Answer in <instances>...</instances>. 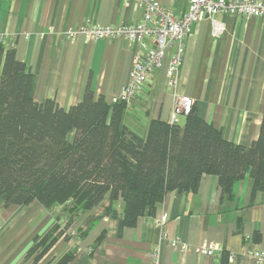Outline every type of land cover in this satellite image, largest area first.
Masks as SVG:
<instances>
[{
  "label": "crops",
  "instance_id": "crops-1",
  "mask_svg": "<svg viewBox=\"0 0 264 264\" xmlns=\"http://www.w3.org/2000/svg\"><path fill=\"white\" fill-rule=\"evenodd\" d=\"M158 1L177 16L188 9L187 0ZM142 16L139 4L125 0H0V32L12 36L7 45L16 48L33 73L32 97L38 102L55 99L65 109L82 99L88 83L96 98L114 103L128 80L135 50L123 37L95 39L78 33L68 38L66 31L135 24ZM185 48L177 85L167 76L169 49L127 109L124 123L145 136L153 119L169 121L177 97L188 95L195 99L198 115L226 139L250 146L264 117V18L218 14L215 22L197 20ZM233 191V204L224 203L218 176L204 174L197 192L170 191L154 213L146 211L123 229V200L107 194L77 217L69 230L77 231L76 237L61 236L39 260L32 248L37 237L52 229L60 207L50 212L38 201L5 206L0 197V264H54L67 252L73 253L67 264H149L154 250L160 264H264L253 255L264 251V189L255 191L247 172ZM163 213L168 219L158 227L155 221ZM174 239L220 250L214 256L182 252L170 245Z\"/></svg>",
  "mask_w": 264,
  "mask_h": 264
},
{
  "label": "trees",
  "instance_id": "trees-1",
  "mask_svg": "<svg viewBox=\"0 0 264 264\" xmlns=\"http://www.w3.org/2000/svg\"><path fill=\"white\" fill-rule=\"evenodd\" d=\"M32 81L16 48L0 40V197L5 206L38 201L64 211L37 237V260L61 236L71 239L77 217L107 194L123 200V229L146 211L154 213L168 192H197L207 173L218 176L226 204H233V185L247 172L254 190L264 189V117L250 146L226 139L195 105L183 125L153 119L141 136L124 123L127 105L96 98L90 83L82 99L65 109L52 98L36 101ZM72 255L54 264H67Z\"/></svg>",
  "mask_w": 264,
  "mask_h": 264
},
{
  "label": "built area",
  "instance_id": "built-area-1",
  "mask_svg": "<svg viewBox=\"0 0 264 264\" xmlns=\"http://www.w3.org/2000/svg\"><path fill=\"white\" fill-rule=\"evenodd\" d=\"M127 4L135 2L143 10V16L135 24L118 25H87L80 29L71 28L66 31V37L73 38L78 33L86 38L107 39L123 37L135 47L134 64L129 72L128 80L123 85L121 93L114 97L113 102H124L130 108L139 91L150 80L154 71L159 69L167 50L170 49V59L167 68L169 83L177 85L180 67L185 55V40L192 24L200 19L209 18L215 22L218 14H229L240 17L264 18L263 0H187L188 9L177 16L172 9L164 7L158 0H125ZM219 25V24H218ZM222 31V27H216ZM0 40L9 44L12 36L0 32ZM195 105V99L188 95L178 96L173 107L169 122L179 123L181 115H188ZM168 214L163 213L155 224L162 227ZM175 250L182 252L194 251L196 254L214 256L220 250L216 245L191 246L180 239L170 241ZM257 263L264 260V251L254 250ZM149 264H160L159 252L151 253Z\"/></svg>",
  "mask_w": 264,
  "mask_h": 264
},
{
  "label": "rangeland",
  "instance_id": "rangeland-1",
  "mask_svg": "<svg viewBox=\"0 0 264 264\" xmlns=\"http://www.w3.org/2000/svg\"><path fill=\"white\" fill-rule=\"evenodd\" d=\"M181 117V118H180ZM179 118L181 119V122L180 123H182L183 122V120L185 119V117L183 116V115H181ZM58 214H59V216L60 217H64V211H63V208L62 207H60V208H58ZM50 212H52V210L50 209ZM56 214V213H55ZM56 216H57V214H56ZM56 216L53 218V220L54 221H52L53 223L52 224H55V222H56ZM78 233H77V231L76 232H74L73 234H71V235H73L74 237H76V235H77Z\"/></svg>",
  "mask_w": 264,
  "mask_h": 264
}]
</instances>
